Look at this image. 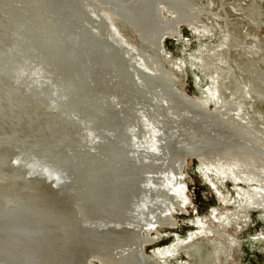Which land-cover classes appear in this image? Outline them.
Masks as SVG:
<instances>
[{"label":"bare ground","instance_id":"6f19581e","mask_svg":"<svg viewBox=\"0 0 264 264\" xmlns=\"http://www.w3.org/2000/svg\"><path fill=\"white\" fill-rule=\"evenodd\" d=\"M14 1L22 8L0 4V177L31 188L1 178L0 264H169L177 253L212 264L219 254L227 257L228 244L210 238L228 240L225 231L208 230L200 220L185 242L177 238L149 256L142 248L145 231L166 220L171 208L189 205L181 182L185 157L208 164L220 183H232L234 207L259 208L264 223V17L255 0L219 6L222 15L212 17L225 28L208 58H221L233 100L225 105L221 79L212 75L206 93L215 107L221 95L231 112L247 95L260 106L243 114L244 124L186 97L180 69L167 68L161 57V39L180 25L210 35L195 0ZM206 56L202 49L191 57V68L202 75ZM16 105L24 108L16 107L21 112L12 119ZM41 114L51 121L58 115L60 124L49 133L57 136L50 140L57 160L26 155L28 123L37 125ZM15 161L30 166L37 173L32 181L45 188H32ZM25 199L38 205L41 218L28 219ZM235 216L214 219L226 228ZM256 240L263 244L264 235ZM259 252L264 264V248Z\"/></svg>","mask_w":264,"mask_h":264},{"label":"rangeland","instance_id":"374dc122","mask_svg":"<svg viewBox=\"0 0 264 264\" xmlns=\"http://www.w3.org/2000/svg\"><path fill=\"white\" fill-rule=\"evenodd\" d=\"M195 2L198 5V7L199 8L202 7L204 11L203 13H201L199 21L201 23H206L212 26L210 35H208L207 37H201L198 36L197 34H194L190 30V28H188L185 25L178 26L176 33H174V35L172 36L167 35L161 39L160 47H161V52H162L161 57L163 59V62L165 61L164 64L166 65L167 68L168 67L170 68V66H172L180 69V72L179 71L177 72L181 74V83L183 85V87L181 88L183 94L186 97H188L189 99L193 98L194 100L200 99L201 101H204V104L206 105L205 108L209 112H212L216 108L220 107V109L222 110L221 113L223 112V110H225L227 115L232 114L231 116L233 118L235 117L237 121L241 123L243 122L244 124L245 122L243 121L244 118L243 114L247 112L253 115L255 114L257 108L261 110L260 106L254 107L252 100L247 95L244 97L245 100L244 98L243 100L241 99L242 106L239 107L238 105H236L237 110L231 112V109H228L227 107L230 104V100L231 101L233 100L230 99L229 95H226V90H225V87L227 86L226 80H228L227 71L225 70L224 65L221 62V58L219 59L211 58L212 60H208V58L210 59L211 55L215 54L214 52H209V48L210 47L215 48L217 46L216 44L219 43V40L221 38V33L222 31H224L225 28V23L223 21L220 20L218 21L217 18L212 16L213 14H219L221 16L222 13L221 12L219 13L221 7L219 8V6L222 5L223 8H227L229 7V4L233 2V0H221V1L195 0ZM255 2L259 5L258 6L256 4L257 7L261 9V12H263L262 16L264 17V0H258V1L255 0ZM19 3L15 2L14 0L0 1V4H2L3 8L9 10L14 9L15 11L22 8L21 7L22 5H20ZM217 9H219V11ZM161 12L164 17L169 16V12L166 9L162 8ZM232 19L233 18H230V20ZM230 20L228 21V23H230ZM133 35L134 34L129 31L126 32V36H128L127 38H129L130 42L133 44H137L138 40L136 36ZM263 35L261 36L262 38H264ZM202 49H205L206 55H208V57L206 56L205 58V61L207 62V63L205 62V64L209 63L208 69H205V71L207 70L205 72L206 73L205 75L204 74L202 75L201 73L199 74V71L196 70L195 67L191 68L193 67L194 64L193 58L191 57L194 56L195 53L197 54V52H199ZM260 67L261 69L264 70V64H260ZM216 68L218 70L220 68L221 74L220 71H218ZM222 69L224 72L222 71ZM196 75L200 77L196 79L195 77ZM212 75L214 77L218 76V78L221 79L220 83L222 87L224 86L221 89L223 91V94L225 95V99L227 102L224 103L225 105H227V107L225 105L222 106L223 104L222 103L223 96L221 95L222 93L219 94L221 96H219L218 101L221 103L220 105L218 104V106L216 105L217 107H215L213 98H211L212 96L206 93V89H208V87L210 88V80L212 79ZM220 83L218 84L219 86H221ZM205 101H207V103ZM16 107H19L20 109L24 108V107L21 108L18 105L14 106L13 116H10L8 114V116L11 117L12 119L15 118L18 115V113L21 112V110L17 109ZM5 110L7 112L10 111L7 108ZM57 116H58L57 114H54L53 115L54 119L53 121H51L48 118L46 119L43 118V114H41L40 121L37 125L29 124L28 121L25 123V125L28 123V126L30 127L26 131L27 136H24L26 143H24L23 146L28 151L26 155L28 157L29 156L34 157L35 158L34 161L36 162H38L39 160L37 157H41L42 160H46L47 162H49L50 160H55V159L57 160V156L54 155L56 150L53 149L50 143V140L57 138V136L51 137L49 135V133L51 134L52 128H54V124L56 125L60 124L57 121L58 118ZM228 117L229 116H225V117L223 116L222 119H228ZM21 139L22 137L20 136V140ZM15 158H13V160ZM52 163L51 166L55 167V163L53 164ZM17 166H20L19 169L22 170L21 173L19 172V175L23 176L26 174L25 179L27 181H31V184L33 185L32 188H41V187L45 188V184L42 183L41 180L39 179L37 180L35 178L39 185H37L32 181L37 173L31 171L30 166L24 168L21 164L15 161L13 164V168H16ZM206 166H208V164L201 163L199 160H196L194 158L192 159L190 157L184 158L183 164L181 166V182L186 190L185 194L189 201V205L185 208L182 207L183 209L182 211L179 208L176 209L171 208L170 215L168 214L166 216L167 217L166 220L169 221L166 222V220H164L162 223L154 224L150 229H148V231H145V233L143 234L145 237L142 236L143 240L145 241L143 242L144 244H142L143 250H145L146 254H148L149 256L157 248H166L176 243L177 238L183 242L187 241V238H189L190 234L197 233L198 222L200 220L204 224V227H206L208 230H213V229L224 230L225 231L224 234L228 238V240H225L223 238H218L215 235L210 237L216 242H220L226 245L228 244L227 246H229L228 256L225 257L224 255L219 254V256L214 260L212 264H259L262 258V254L259 252V250L264 248V243L259 244V242L256 239L258 237H261V235H264V223L260 219V215L262 214V212L259 210V208L246 209L244 207H241L240 209H236L233 205V203L237 202V198L235 197L236 193H235L234 185H232V183H230L229 181L228 182L224 181L223 183H220L219 182L221 179V177H219L220 175L215 174L214 172L207 173ZM202 172L205 173L206 176H204ZM1 178L2 177H0V181L6 180L8 182H11L9 184L11 185L13 184L14 188H18V189L20 188L21 190L22 188H31L28 183L26 184L20 183L19 180L16 181L15 179H11V178L9 179L2 178L1 180ZM238 186L239 188H245L243 185H238ZM23 194H24V190H23ZM25 203L28 205L26 210H27V217L29 220H32L34 218H41L42 213L40 212L37 204H34L32 200H26V199H25ZM252 209L255 211H252ZM234 213L237 216V217L235 216L234 218V224L226 228H222L220 223L214 219V217L220 218L221 216L224 217L227 216L228 214L233 216ZM174 221L176 222V224ZM163 225H167L170 227H166ZM194 225H196L197 227ZM151 230H153L154 233ZM148 232H150L151 234H149ZM158 232H161L162 235L158 234ZM173 235L176 238H174ZM152 237L153 238L155 237L154 240ZM158 237H160V239L157 240L156 242V238ZM151 240L152 242H154V244L149 245L150 243L148 242ZM14 258L15 259L18 258L17 253L14 255ZM166 262L169 264H196L193 258L185 256L183 253H177L175 258L167 260ZM88 264H102V263H99L95 260H90Z\"/></svg>","mask_w":264,"mask_h":264}]
</instances>
